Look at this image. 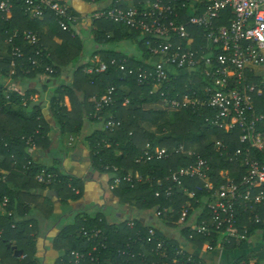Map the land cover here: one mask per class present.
Wrapping results in <instances>:
<instances>
[{
	"label": "trees",
	"instance_id": "16d2710c",
	"mask_svg": "<svg viewBox=\"0 0 264 264\" xmlns=\"http://www.w3.org/2000/svg\"><path fill=\"white\" fill-rule=\"evenodd\" d=\"M9 3L12 5L10 17L0 18V250L11 260L13 258L10 256L8 244L14 240L16 247L23 253L21 264H32L35 225L28 217L30 213L26 203L34 201V191L50 189L65 202H77L82 197V186L77 177L60 171L58 167L42 165L32 157L37 148L41 152L50 148L49 133L52 131L56 132L59 140L61 137L79 135L86 122L93 123L96 126L95 131L85 138L93 171L111 176V186L114 178L122 179L128 174H137L142 179L140 182L134 181L133 184L121 182L109 190L115 202L122 204L130 214L133 213L134 230H127L124 222L109 225L101 214L92 216L83 212L55 238V249L63 252L57 264H68L71 251L90 249V243L80 234L81 229L102 232L110 254L101 251V258L111 261L115 251L121 248L127 238L134 236L136 231L145 234L152 220V213L157 210L171 213L166 215L165 220L168 221L167 225L174 227L173 223L179 219L181 206L184 204H191L189 216L205 209L204 200L209 202L211 196L214 198L215 192L225 184L222 173L239 182L245 169L234 159L235 151L244 147L239 143L238 130L226 133L206 124V117L212 116V113L204 108H187L171 113L170 118L157 124L158 119L154 117V113L161 111L155 109V102L157 103L159 97L149 94L150 85L137 83L136 73L127 75L126 72L147 71L152 68L148 64L152 56L145 46L146 39L139 32L108 21H92L93 39L98 45L112 40L105 33L108 24L119 30L114 39H135L139 46L138 56L132 58L105 51L93 55L92 57L99 56L107 66L103 74L95 76L86 71L93 65L92 61L90 64H82V41L72 29L62 32L52 12L45 10L44 18L35 20L25 13L24 0H9ZM68 13L71 14L70 11ZM180 13L183 21L197 14L188 8ZM26 32L36 35V45H30L23 40ZM194 32L197 31H193V34ZM8 38H12L13 46L19 49V55L15 58L12 56V46L6 44ZM113 59L126 60L125 71L121 72L118 66H112L110 62ZM65 72L69 79L50 88V83L57 81ZM187 80V75H178L174 92L168 86L172 91L170 93L181 94L183 90L190 88ZM24 82L37 85L39 90L27 88L23 95L16 91H9L4 95L8 84L21 86ZM251 82L257 83L255 79ZM112 86L115 88L113 104L103 107L100 114L95 116L94 104ZM36 95L40 97L39 102H44L50 122L41 115L40 107L33 108L31 115H23L22 107L32 104L31 99ZM125 100L128 103L123 105ZM253 106L256 113L264 114V89L253 95ZM107 120L119 121L120 125L104 130L103 122ZM148 123L156 127V134L144 127ZM257 130L264 134V120L258 124ZM56 142L58 143L57 140ZM217 142L224 149L216 150L214 146ZM147 146L151 149L164 148L169 154L162 160L136 164V159ZM179 147L183 148V154L176 152ZM189 148L192 150L188 151ZM190 151L207 165L213 191L207 192L203 182L196 178H183V189L193 193L194 199H188L182 192H173L170 197H165L164 190L170 185L166 178L180 168L195 163V157H187L185 154ZM252 158L264 165V151H253ZM45 169L56 176L55 182L47 187L35 180L36 175ZM72 188L78 193L75 194ZM4 198L7 199V204L2 206ZM145 215L148 216L146 220L142 218ZM249 219V214H243L237 226L246 225L250 236L255 230L262 231L260 241L264 242V226H251ZM254 262L258 264L259 259L254 258Z\"/></svg>",
	"mask_w": 264,
	"mask_h": 264
},
{
	"label": "built area",
	"instance_id": "2783aa9c",
	"mask_svg": "<svg viewBox=\"0 0 264 264\" xmlns=\"http://www.w3.org/2000/svg\"><path fill=\"white\" fill-rule=\"evenodd\" d=\"M24 1L25 13L30 18L42 20L48 10L62 32L70 31L71 17L62 0ZM144 1L143 5L123 10L116 0L107 10L95 12L91 20L123 26L146 39L145 46L152 56L151 70L126 72L127 75L136 73L139 85L151 86L149 94L159 97L155 104L163 110L177 113L187 108L208 109L212 116L206 117V124L226 133L238 130L239 143L244 147L235 151L234 159L240 162L245 174L235 182L222 173L225 184L209 202L204 200L205 209L189 216L191 204H184L174 227L165 220L171 213L159 210L152 213L145 234L136 231L127 238L111 261L101 258V251L110 254L102 232L81 229L80 234L90 243V249L71 251L68 264H255L254 258L264 252V242L260 241L262 231L255 230L250 236L246 225L237 226V222L247 213L251 226H264V165L252 158L253 151H264V134L257 130L264 114L256 113L253 106V95L264 89V0ZM186 8L197 14L183 21L180 11ZM11 10L9 0H0V18H9ZM193 31L197 32L193 34ZM23 40L30 45L38 42L31 32H26ZM6 44L12 46V56L17 57L19 49L13 46L12 38ZM91 61L93 65L86 70L88 74L97 76L106 71L107 66L99 56L92 57ZM126 62L113 59L110 64L123 72ZM178 75L188 76L190 88L181 94H171ZM252 79L257 83L251 82ZM114 92L113 86L108 87L96 101L95 116L103 107L113 104ZM127 103L125 100L123 104ZM119 125V121L107 120L103 122V129ZM214 147L224 149L218 142ZM176 152L183 154L184 150L179 147ZM168 154L164 148L147 146L135 163L162 160ZM185 154L195 157L196 161L166 178L170 185L164 190L165 197L182 192L188 199H194L193 193L183 189V178H196L203 182L207 192L213 191L205 162L193 151ZM55 178L45 169L35 180L47 187ZM141 180L137 174L114 178L111 189L121 182L133 184ZM72 191L78 193L73 188ZM1 203L5 206L7 199ZM142 218L146 220L148 216ZM122 222L127 230H134L133 213L127 214ZM255 237L259 242L253 243Z\"/></svg>",
	"mask_w": 264,
	"mask_h": 264
},
{
	"label": "crops",
	"instance_id": "0c3cea01",
	"mask_svg": "<svg viewBox=\"0 0 264 264\" xmlns=\"http://www.w3.org/2000/svg\"><path fill=\"white\" fill-rule=\"evenodd\" d=\"M62 1L67 5L68 11L71 12V14L69 13L71 17L70 27L84 45L83 60L81 59L82 64H90L92 56L95 54L99 55V52L102 51L123 54L130 58L138 56L139 46L137 40L114 39L119 30L113 25L107 24V27H105L106 35L109 36V39H112L110 42L106 43L103 41L102 45H98L93 39L92 31H94V27H92L91 16L95 12L112 7L116 0H91L90 2H84L83 0ZM117 1L119 6L125 9L137 6L138 4L143 5L145 2L143 1L142 3V0ZM55 41L58 42L57 39ZM148 64L152 65V59L148 60ZM67 75L66 72L63 73L57 81L50 83V88L58 86L61 82L65 83L69 79V75ZM27 88L39 90V87L32 83L28 85L24 82V85L21 86H10L8 84L4 95L9 91H16L20 95H23ZM39 98L38 95L32 98V104L22 107V113L23 115H31L33 113L32 110H34L33 108L40 107L41 115L50 122L48 110L44 106L43 101L39 102ZM155 107L156 110H162L158 104H155ZM95 129L96 126L93 123L86 122L83 131L79 135L61 137L59 140L56 132L52 131L49 133L50 148L43 152L37 148L32 153V157L36 162L47 167H58L60 171L77 177L82 186V197L77 202H65L54 191L43 189L34 191L36 198L31 203H26L30 213L28 217L35 225V252L32 264L58 263L63 256V252L55 249L54 240L62 229L74 223L77 215L81 216L83 212L92 216L101 214L109 225H116L124 220V215L127 216L129 214L124 207L120 211L117 206L118 203L110 195L109 190H111V185H109V181L111 176L99 174L92 169L89 158L90 150L85 138L93 133ZM187 150L192 149L189 148ZM13 247L19 250L14 240L8 244L10 256L13 260L0 250V264H21L23 261L22 255L19 257L15 256L14 251L11 249Z\"/></svg>",
	"mask_w": 264,
	"mask_h": 264
},
{
	"label": "rangeland",
	"instance_id": "374dc122",
	"mask_svg": "<svg viewBox=\"0 0 264 264\" xmlns=\"http://www.w3.org/2000/svg\"><path fill=\"white\" fill-rule=\"evenodd\" d=\"M123 105H124V104H123ZM154 117L158 119L157 124L159 125V124L162 123V120H165V119L170 118V117H171V113H170V112H167V111H165V110L162 109V110L159 111V112H158V111L155 112V113H154ZM144 125H145L144 127H145L148 131H150V132L156 134V127L153 126L152 123H148V124H144ZM117 206H118V209H119L120 211L123 210V205H122V204H118ZM124 218L127 219V216L124 215ZM252 241H253V243H256V242L259 241V239L255 237V238L252 239ZM256 258L259 259L258 264H264V252L258 254V255L256 256Z\"/></svg>",
	"mask_w": 264,
	"mask_h": 264
},
{
	"label": "water",
	"instance_id": "95a60500",
	"mask_svg": "<svg viewBox=\"0 0 264 264\" xmlns=\"http://www.w3.org/2000/svg\"><path fill=\"white\" fill-rule=\"evenodd\" d=\"M11 249L14 251V255H15V256H18V257H19V256L22 255V251H20V250H16L15 247H13V248H11Z\"/></svg>",
	"mask_w": 264,
	"mask_h": 264
}]
</instances>
